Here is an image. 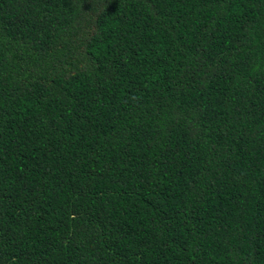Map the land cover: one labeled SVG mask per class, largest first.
Returning a JSON list of instances; mask_svg holds the SVG:
<instances>
[{"label": "trees", "instance_id": "trees-1", "mask_svg": "<svg viewBox=\"0 0 264 264\" xmlns=\"http://www.w3.org/2000/svg\"><path fill=\"white\" fill-rule=\"evenodd\" d=\"M0 264H264V0H0Z\"/></svg>", "mask_w": 264, "mask_h": 264}, {"label": "rangeland", "instance_id": "rangeland-1", "mask_svg": "<svg viewBox=\"0 0 264 264\" xmlns=\"http://www.w3.org/2000/svg\"><path fill=\"white\" fill-rule=\"evenodd\" d=\"M91 25V24H90ZM92 27V26H91ZM91 29V28H90Z\"/></svg>", "mask_w": 264, "mask_h": 264}]
</instances>
